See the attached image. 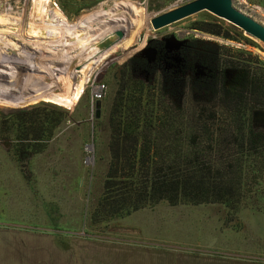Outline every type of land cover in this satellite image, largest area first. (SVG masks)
Wrapping results in <instances>:
<instances>
[{"label": "rangeland", "instance_id": "1", "mask_svg": "<svg viewBox=\"0 0 264 264\" xmlns=\"http://www.w3.org/2000/svg\"><path fill=\"white\" fill-rule=\"evenodd\" d=\"M186 1L0 0V264H264V172L243 186L236 208L159 201L90 219L131 56L149 60L141 49L166 36L222 44L257 54L264 83V43L210 10L152 28L151 16ZM233 3L264 24V0ZM162 66L136 68L154 93ZM77 74L82 86L67 94Z\"/></svg>", "mask_w": 264, "mask_h": 264}, {"label": "trees", "instance_id": "2", "mask_svg": "<svg viewBox=\"0 0 264 264\" xmlns=\"http://www.w3.org/2000/svg\"><path fill=\"white\" fill-rule=\"evenodd\" d=\"M204 47L193 50L208 58L204 75L162 68L155 93L150 79L136 72L148 68L144 58L131 56L124 64L108 118L110 158L90 211L93 223L159 201L236 208L243 186L264 172V125L253 119L254 110L264 109L260 59L222 44Z\"/></svg>", "mask_w": 264, "mask_h": 264}, {"label": "water", "instance_id": "3", "mask_svg": "<svg viewBox=\"0 0 264 264\" xmlns=\"http://www.w3.org/2000/svg\"><path fill=\"white\" fill-rule=\"evenodd\" d=\"M207 9L242 28L247 34L264 43V24L234 5L233 0H188L180 5L157 13L150 18L151 26L155 29L174 22L193 12ZM166 40L173 39L166 36ZM147 59H154L155 50L150 46L141 49ZM254 121H264V109L253 111Z\"/></svg>", "mask_w": 264, "mask_h": 264}, {"label": "flooded vegetation", "instance_id": "4", "mask_svg": "<svg viewBox=\"0 0 264 264\" xmlns=\"http://www.w3.org/2000/svg\"><path fill=\"white\" fill-rule=\"evenodd\" d=\"M197 39L181 40L174 38L170 40L158 39L154 41L152 47L155 50L154 59L145 62L149 66H159V62H163V68L171 70L173 68L188 69L191 66L195 69L194 76L204 75L209 69L208 58L204 53H197L193 50H207L206 47H198L195 45ZM192 62V63H191ZM197 70H201L196 73Z\"/></svg>", "mask_w": 264, "mask_h": 264}, {"label": "bare ground", "instance_id": "5", "mask_svg": "<svg viewBox=\"0 0 264 264\" xmlns=\"http://www.w3.org/2000/svg\"><path fill=\"white\" fill-rule=\"evenodd\" d=\"M152 28H153V27H152ZM153 29H155V28H153ZM155 30H158V29H155ZM137 32H138V31H137ZM133 34H134V33L131 31L130 34L128 33V35H126V34L123 35V36L121 37V39H120V40H121L120 42H123V43H124V42H125V41H126L131 35H133ZM135 36H136V35H135ZM135 36H134V37H135ZM134 37H133V38H134ZM61 59H62V58H61ZM61 59H60V60H61ZM67 59H68V58H67ZM60 62H61V61H60ZM60 62H59V63H60ZM55 63H56V62H55ZM55 63H54V64H55ZM70 63H71V62H70ZM58 65H59V64H58ZM59 66H61V65H59ZM65 66H66V65H65ZM75 70H77V69H75ZM75 70H74V72H76ZM78 70H79V69H78ZM72 71H73V70H72ZM62 73H63V72H62ZM79 73H80V72H79ZM54 74H55V73H54ZM53 76H54V75H53ZM55 76H56V75H55ZM61 76H62V75H61ZM71 76H72V74H71ZM73 76H74V75H73ZM77 76H78V78H77V79H74V81L71 82L72 88H71V90H70L67 94L73 93L74 90L76 91L77 89H80V88H81V86H82V81L80 80L81 77H80L78 74H77ZM69 77H70V76H69ZM61 78H62V77H61ZM73 78H74V77H73ZM57 81H58V80H57Z\"/></svg>", "mask_w": 264, "mask_h": 264}, {"label": "built area", "instance_id": "6", "mask_svg": "<svg viewBox=\"0 0 264 264\" xmlns=\"http://www.w3.org/2000/svg\"><path fill=\"white\" fill-rule=\"evenodd\" d=\"M99 87H100V85H96V86L94 87V89H93V95H94V97H96V98L100 96Z\"/></svg>", "mask_w": 264, "mask_h": 264}]
</instances>
